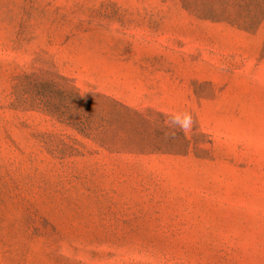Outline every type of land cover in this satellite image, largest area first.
Here are the masks:
<instances>
[{
	"label": "rangeland",
	"instance_id": "1",
	"mask_svg": "<svg viewBox=\"0 0 264 264\" xmlns=\"http://www.w3.org/2000/svg\"><path fill=\"white\" fill-rule=\"evenodd\" d=\"M0 264H264V0H0Z\"/></svg>",
	"mask_w": 264,
	"mask_h": 264
},
{
	"label": "trees",
	"instance_id": "2",
	"mask_svg": "<svg viewBox=\"0 0 264 264\" xmlns=\"http://www.w3.org/2000/svg\"><path fill=\"white\" fill-rule=\"evenodd\" d=\"M49 75L53 76L42 78L34 74L24 75L21 78L24 93L29 95L28 99L32 105L50 116L66 123L76 122L79 131L82 133L90 132L93 129L91 117L94 116L93 101L95 98L109 100L124 111L131 113L144 122L146 121V118L136 110L130 109L108 95L82 92L69 78L57 73Z\"/></svg>",
	"mask_w": 264,
	"mask_h": 264
},
{
	"label": "clouds",
	"instance_id": "3",
	"mask_svg": "<svg viewBox=\"0 0 264 264\" xmlns=\"http://www.w3.org/2000/svg\"><path fill=\"white\" fill-rule=\"evenodd\" d=\"M169 123L180 130L187 131L192 125V116L188 112H178L169 117Z\"/></svg>",
	"mask_w": 264,
	"mask_h": 264
}]
</instances>
